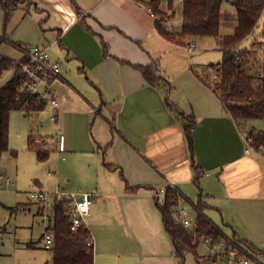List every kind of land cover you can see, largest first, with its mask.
Returning <instances> with one entry per match:
<instances>
[{"label": "crops", "instance_id": "1", "mask_svg": "<svg viewBox=\"0 0 264 264\" xmlns=\"http://www.w3.org/2000/svg\"><path fill=\"white\" fill-rule=\"evenodd\" d=\"M224 6L220 19L232 23L234 9ZM13 18V39L0 35V44L13 46L19 56L0 57L18 62L28 46L38 45L60 64V75L51 82L59 102L57 122L50 121L54 134L47 140L57 156L51 177L60 190L97 194L86 217L93 252L102 248L104 235L120 233L129 244L108 237L106 255L123 251L125 244L134 249L123 253L129 264H177L154 197L170 183L179 195L174 213L197 196L195 212L200 198L203 215L226 238L220 218L225 227L237 229L231 239L264 246L261 159L246 153L244 135L184 62L186 47L164 40L144 5L135 0H24ZM195 39L187 44L189 55L196 49ZM156 60L167 82L151 85L134 65ZM5 71L11 78L14 70ZM190 118L191 148L185 134ZM11 156L16 160L17 154ZM223 195L229 204L221 203ZM38 205L40 210L46 204ZM27 247L34 246L30 242Z\"/></svg>", "mask_w": 264, "mask_h": 264}, {"label": "trees", "instance_id": "2", "mask_svg": "<svg viewBox=\"0 0 264 264\" xmlns=\"http://www.w3.org/2000/svg\"><path fill=\"white\" fill-rule=\"evenodd\" d=\"M24 0H0L3 11V20L6 24L14 10ZM145 6L154 15V27L157 33L166 41L184 46L191 39L199 37H214L218 39L219 49L222 53L221 61L216 65L218 76L217 85H208L206 81L198 78L207 85L219 99L223 110L233 119L240 130L245 131L244 137L251 138L254 151L259 150L264 144V133L249 125V122L257 119L264 120V48L261 50V58L258 67L249 64V50L237 49L238 45L249 38L264 10V0H256L247 5L244 0H234L233 8L236 11V24L232 34L220 37V11L222 0H180L181 1V25L178 32H171L166 24L175 16L174 4L177 0H135ZM164 4V5H163ZM264 37V18L261 31ZM1 42V40H0ZM14 62L0 57V76L3 71L13 69L12 77L0 87V154L9 152V118L13 111L24 110L27 114L40 112L44 105L37 102L35 97L28 92L20 90L21 73ZM134 67L139 70L143 78L151 85L160 81L167 82L163 75L159 62L156 60L147 66ZM215 68V67H214ZM185 125V134L192 147L193 137L191 130L194 119L190 118ZM28 146L35 152L38 161H45L49 152L32 142L31 137ZM16 156V152H10ZM179 195L175 189L167 188L162 203L156 202L161 215L163 225L167 230L174 249L175 257H184L185 254L195 256L199 264L196 249L200 237H208L213 242L224 240L226 247L235 244L242 247L243 241L235 238L228 239L214 226L204 215L201 199L195 204L196 217L192 231L184 228L176 222L173 213L178 205ZM66 200L52 201V216L47 223L45 232L53 236V246L50 249L52 264H94V252L92 247H87L85 240L88 231L80 229L73 233L70 231L69 219L65 214ZM226 240H231L227 242ZM246 244V242H245ZM255 252L252 246L247 247ZM259 252V251H258ZM239 255H242L239 251ZM209 260L208 258H205Z\"/></svg>", "mask_w": 264, "mask_h": 264}, {"label": "rangeland", "instance_id": "3", "mask_svg": "<svg viewBox=\"0 0 264 264\" xmlns=\"http://www.w3.org/2000/svg\"><path fill=\"white\" fill-rule=\"evenodd\" d=\"M164 5V4H163ZM175 16L166 24V28L171 32H178L181 25V1L177 0L174 4ZM234 9V8H233ZM221 11H226V7L222 5ZM233 22L229 23L225 19L221 20L219 34L220 37L227 36L233 33L236 24V11L231 10ZM2 9L0 8V35H5L9 39H13V34L11 33V24L15 23L14 18L18 15L21 16V11H18L16 16H14L13 21L12 16L10 20L4 24ZM263 18L264 10L261 14V18L258 21L257 27L247 38L242 41L237 49L241 50L246 48L249 50V64L256 68L260 63L261 50L264 48V37L261 35L263 28ZM29 19H25L22 24L26 23ZM10 26V27H9ZM14 33V31H13ZM18 34V33H17ZM192 43L196 45L195 53L189 55L187 51V45L180 46L178 48L182 49L186 47L184 62L191 65L192 70L208 85H217L218 76L216 72V65L221 61L222 53L219 49L218 39L214 37H202L192 40ZM0 54L1 56H6L12 60H16L19 54L16 48L9 44H0ZM215 67V68H214ZM11 73L9 71H4L0 77V87L1 85L10 78ZM250 126L255 129L260 130L264 133V120L254 119L249 122ZM54 134L53 125L48 120V112L42 110L38 113H30L25 116V113L21 111H13L9 118V152H5L1 156V163L3 167H0V171L5 175L9 176L13 180V186L8 188H3L0 190V264H51V251L43 247L42 236L45 233L44 227L47 221V216L52 214L51 201L45 205L43 209H38V204L30 201L28 193L32 190L38 189V186H43L45 189L43 191H51L56 185V178L52 171L55 170V165L57 162V156L55 149L49 145L47 142L48 138ZM244 134L245 131L241 130ZM31 137L32 142L37 139H43L44 150L49 152V156L45 161H38L35 152L29 148L28 142ZM55 137V136H54ZM245 142V141H244ZM246 145V144H245ZM246 147V146H245ZM16 152V160L11 158L10 152ZM258 152V154L256 153ZM254 155L261 159V165L264 169V144L263 147L257 151H253ZM77 168V172H79ZM82 171V170H81ZM264 171V170H263ZM59 183V182H58ZM195 187V185H192ZM57 187V186H56ZM55 187V188H56ZM54 188V189H55ZM197 188V187H196ZM198 189V188H197ZM199 190V189H198ZM198 192H196L197 195ZM221 203H228L226 196L223 195ZM192 203L196 202V198H190ZM161 201V200H160ZM160 201H156L159 202ZM191 202H184L185 209L187 212V217L193 225L196 212L192 206ZM229 204V203H228ZM245 206L246 202L240 203ZM26 207V208H25ZM182 207V206H181ZM235 207V205H234ZM228 212H230V206L224 207ZM39 213V215H36ZM186 215V213H185ZM224 223H226L224 221ZM223 222L220 224L224 230L225 235H228V239L231 236L238 234L237 229L227 228ZM261 229L264 227V214L261 220ZM236 232V234H234ZM264 233V230H263ZM96 239H97V235ZM113 236L114 239L120 238L124 243L129 244L126 237H121L120 233L112 235H104L100 240L102 242V248H97L94 250V264H127L130 258H126L123 253L133 252L134 249L123 244V251L113 250V254L106 255L107 249L105 239ZM240 237V236H238ZM243 239L242 237H240ZM239 238V239H240ZM231 242V240H226ZM244 244L239 247L232 244L233 247L240 250L242 255L239 256L240 260L249 259V264H264V246H261L253 241L250 242L246 239L242 240ZM32 243L34 247H27L28 243ZM149 238L146 239L144 247L148 249ZM246 242V244H245ZM232 243V242H231ZM98 245V239H97ZM252 246L255 252H251L247 247ZM259 251V252H258ZM117 253L120 257L117 258ZM197 258L199 259V264H212L208 258V251L205 246L200 243L196 249ZM177 258V264H198L195 261V256L192 254H185L184 257H173ZM129 264V263H128ZM133 264V263H132ZM135 264V263H134ZM218 264H226V259H221ZM234 264V263H232Z\"/></svg>", "mask_w": 264, "mask_h": 264}, {"label": "built area", "instance_id": "4", "mask_svg": "<svg viewBox=\"0 0 264 264\" xmlns=\"http://www.w3.org/2000/svg\"><path fill=\"white\" fill-rule=\"evenodd\" d=\"M234 0H222V4L232 7ZM247 5L255 3L256 0H244ZM150 15L154 17L153 13ZM194 45L189 44L190 51L193 50ZM13 66H17L21 73L20 90L28 92L33 95L37 102L44 105L45 109H48L49 121L57 122L59 115V102L52 88L51 82L53 79L59 77L61 67L60 64L49 58L46 50L38 45L28 46L24 51V58L21 61L14 62ZM246 144V153L251 154L254 149L251 145V138L244 137ZM35 144L44 148L45 141L43 139H37L34 141ZM13 180L0 172V190L13 186ZM174 189L172 183L167 185V188ZM166 188H161L154 193L156 201L162 203ZM30 201L45 205L49 201L53 200H66L65 214L69 219L70 231L73 233L78 232L80 229H86L88 231V238L85 240L87 247L94 245V239L92 234L87 228L86 217L90 212L92 203L97 198V194L89 192H66L55 188L54 190L47 192L41 189L32 190L28 193ZM174 219L180 223L187 230L192 231L194 228L190 221L185 218V211L181 208L177 209L174 213ZM43 247L45 249H51L53 246V236L45 232L42 236ZM202 243L207 249L209 255L208 259L212 264H218L221 259H226V264H249V259H239V249L232 246L226 247L225 241L220 240L213 242L208 237H200L199 244Z\"/></svg>", "mask_w": 264, "mask_h": 264}]
</instances>
